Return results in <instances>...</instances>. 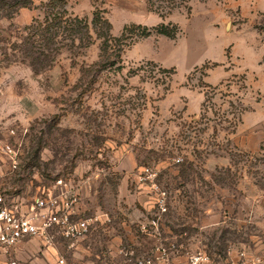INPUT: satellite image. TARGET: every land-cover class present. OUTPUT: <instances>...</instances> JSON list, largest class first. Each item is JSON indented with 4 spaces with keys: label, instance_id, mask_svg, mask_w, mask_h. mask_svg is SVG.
<instances>
[{
    "label": "rangeland",
    "instance_id": "374dc122",
    "mask_svg": "<svg viewBox=\"0 0 264 264\" xmlns=\"http://www.w3.org/2000/svg\"><path fill=\"white\" fill-rule=\"evenodd\" d=\"M42 1L0 0L7 204L24 211L62 176L86 207L79 216L99 207L112 217L71 249L57 240L67 264H188L198 254L207 256L201 264H234L240 253L264 264V56L256 61L244 45L264 51V0H67L90 41H44L40 54L29 27L44 21ZM95 14L115 37L126 25L154 30L128 32L100 56L105 28L95 29ZM161 23L177 26L174 38L156 32ZM27 42L43 67L30 65ZM7 144L15 156L3 152ZM144 167L152 181L139 180ZM152 184L167 195L157 229ZM26 240L0 264H46L39 239Z\"/></svg>",
    "mask_w": 264,
    "mask_h": 264
},
{
    "label": "built area",
    "instance_id": "2783aa9c",
    "mask_svg": "<svg viewBox=\"0 0 264 264\" xmlns=\"http://www.w3.org/2000/svg\"><path fill=\"white\" fill-rule=\"evenodd\" d=\"M2 150L10 157L15 156L14 149L8 144L4 145ZM181 160V158H176L175 162L180 163ZM12 167L17 168L15 162H13ZM155 176V172L151 171L149 167H144L139 180L152 181ZM152 186L157 191L156 210L149 220V224L157 229L161 216L167 212V195L166 191L159 189L156 184H152ZM79 200L80 195L77 187L69 179L62 176L52 182L45 195L33 197L24 211H19L18 205H8L4 193L0 192V251H5L20 241L34 237L39 239L41 247L46 250L53 248L58 239H62L67 249H71L78 242L90 236L99 225H107L112 222V217L98 210L88 216H79L77 212ZM148 236L155 237L158 235L148 234ZM125 254L132 256L133 252L130 251ZM240 256L241 259L234 264L255 263H247L243 258V253H240ZM206 259L207 256L198 254L193 256L188 264H201ZM8 264L21 263L10 260ZM49 264L67 263L63 257L58 256L54 263ZM122 264H153V261L151 257H137L133 261L128 258Z\"/></svg>",
    "mask_w": 264,
    "mask_h": 264
},
{
    "label": "trees",
    "instance_id": "16d2710c",
    "mask_svg": "<svg viewBox=\"0 0 264 264\" xmlns=\"http://www.w3.org/2000/svg\"><path fill=\"white\" fill-rule=\"evenodd\" d=\"M66 3L67 0H43L42 5L44 7V21L40 22L36 19H34L33 23L30 25L29 30L31 32L32 37V43L39 47L38 52L42 54L40 51L43 42L45 41L49 45H63L67 43H72L76 41V39L80 42L86 40L87 42L90 41V34L87 24L77 17H74L70 15L66 9ZM103 21L100 19V17L95 14L93 18V23L95 26V29L101 30V28H105V33L100 31L99 36H103V39L101 41L100 50L101 55L107 53L108 48L112 45V43L120 41L121 39L125 38L128 32H133L135 29L140 28L142 29L140 38H147L152 34V31L154 29H149L145 26L140 25H126L123 27V31L120 36H112L109 32L110 24L107 21ZM103 24L102 26H100ZM105 25V26H104ZM176 28L177 26H171L166 25L164 23L159 24L156 27V32L158 34L167 36L169 38H174L176 35ZM37 36L41 37V39H37ZM32 43H25L23 45V48L27 44H31L28 47H25V53L26 58H32L33 61H31L30 65L32 68L33 66L43 67L44 62L41 61L39 53L37 51H34V47ZM38 53V55H35ZM35 70V68H34ZM170 73L173 72V69L165 70Z\"/></svg>",
    "mask_w": 264,
    "mask_h": 264
},
{
    "label": "crops",
    "instance_id": "0c3cea01",
    "mask_svg": "<svg viewBox=\"0 0 264 264\" xmlns=\"http://www.w3.org/2000/svg\"><path fill=\"white\" fill-rule=\"evenodd\" d=\"M149 37V36H148ZM226 45H229V44H232V41L230 42V43H225ZM224 44V45H225ZM224 45L222 46V48L224 47ZM245 48H246V52H248L247 53V55L248 56H253L255 59H256V61L259 59V58H261V57H263L264 56V51L263 50H261L257 55H253V54H251L250 53V51L253 49L252 47H251V45L249 44V43H246L245 42ZM208 59H210V58H208ZM248 73H249V71H247ZM252 73V72H251ZM253 74V73H252ZM147 192V191H146ZM146 196H148V195H146ZM149 197V200L151 201L152 200V197L151 196H148ZM78 208H80L81 210V212H85V210H86V207H85V205H79L78 206ZM96 210H98V211H100V208L98 207V208H96ZM25 241H27L26 239L25 240H23V241H20L19 243H17V245H15V246H17V247H20L21 245H23V246H25L24 244H26V243H24ZM55 250H56V247L55 248H49V249H47V250H43L41 253H42V255L46 258V260H47V262H45L46 264H49V263H54V260L56 259V257H57V255L58 254H56L55 253ZM44 251L47 253V256L46 255H44ZM4 253H5V251H0V261H1V263H2V261H3V259L5 258V255H4ZM11 260H14V259H11ZM92 264H95V263H92Z\"/></svg>",
    "mask_w": 264,
    "mask_h": 264
}]
</instances>
